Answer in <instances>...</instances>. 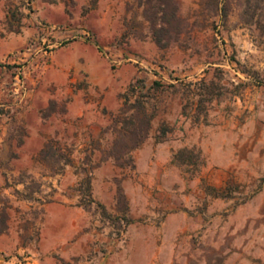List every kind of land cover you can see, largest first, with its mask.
<instances>
[{
	"label": "rangeland",
	"instance_id": "rangeland-1",
	"mask_svg": "<svg viewBox=\"0 0 264 264\" xmlns=\"http://www.w3.org/2000/svg\"><path fill=\"white\" fill-rule=\"evenodd\" d=\"M173 1L159 47L155 0H0L4 260L41 259L47 225L74 253L57 264H264V3L228 0L223 21L216 0ZM135 80L161 87L133 149L115 140ZM201 82L214 100L196 123L187 96ZM162 126L172 132L156 142ZM49 142L61 159L40 158ZM30 180L37 201L16 193Z\"/></svg>",
	"mask_w": 264,
	"mask_h": 264
},
{
	"label": "trees",
	"instance_id": "trees-1",
	"mask_svg": "<svg viewBox=\"0 0 264 264\" xmlns=\"http://www.w3.org/2000/svg\"><path fill=\"white\" fill-rule=\"evenodd\" d=\"M264 3V0H261ZM156 10L153 13L152 22V33L155 43L159 47H163L166 44L163 43L165 35L168 33L169 28L178 23L177 18V8L173 0H155ZM215 6V15L221 20L225 21L229 16L228 10V0H224L223 5L219 8V2L216 0ZM253 15L251 19H253ZM145 84L142 80H135L131 82L122 95L123 104L122 111L120 113L121 117L119 119V128L117 130V138L115 143L120 141V139L133 138L134 145L133 149L140 146L143 141L146 139L149 130L150 121L153 118V115H147L145 111V103L149 102L150 95L148 92L151 90L156 91L159 87L158 82H154L153 88L147 89L145 91ZM189 96H187V101L196 104V113L193 116L194 122H201L202 119L205 120L206 107L205 103H211L214 100L213 87L201 82L198 85H194V89L189 90ZM186 110V105L184 106ZM130 109L133 111L130 112ZM183 109V114H186ZM117 122V123H118ZM172 132L166 126H162L158 129L155 136L156 142H163L167 140V136ZM40 158L42 160H47L53 158L55 161L61 159V156L57 153V150L53 148L51 142L47 143L40 152ZM192 152L188 149L179 150L173 158V162L177 164H186L185 159L192 160ZM118 160V157H115ZM70 163L69 160H65L64 164ZM62 170L56 171V174H61ZM22 181H18L17 184H22ZM81 185L85 187L87 195H91V176L88 174L84 175ZM39 184L35 183L33 180H30L29 183L24 185L23 191H17V195L23 200L27 201H37V198L34 196L35 193H38ZM88 203H93V200H90ZM104 213V207L101 204H97ZM6 214L4 211L1 212L0 219V233L6 230ZM127 223H131V220H127Z\"/></svg>",
	"mask_w": 264,
	"mask_h": 264
},
{
	"label": "crops",
	"instance_id": "crops-1",
	"mask_svg": "<svg viewBox=\"0 0 264 264\" xmlns=\"http://www.w3.org/2000/svg\"><path fill=\"white\" fill-rule=\"evenodd\" d=\"M3 239V236L0 235V252L6 248V246L1 244L4 241ZM67 241L68 239L66 235L59 234L57 231L51 230L50 227L45 225V228L42 229L41 234L39 235L38 241V251L41 255V259L33 260L26 264H57L56 260L53 258V255L55 254H59L60 258L68 259L71 255H74V253L70 248H63ZM0 264L11 263L4 260L0 255Z\"/></svg>",
	"mask_w": 264,
	"mask_h": 264
}]
</instances>
